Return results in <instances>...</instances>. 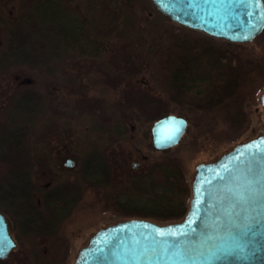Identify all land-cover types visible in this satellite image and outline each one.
I'll list each match as a JSON object with an SVG mask.
<instances>
[{
  "label": "trees",
  "instance_id": "trees-1",
  "mask_svg": "<svg viewBox=\"0 0 264 264\" xmlns=\"http://www.w3.org/2000/svg\"><path fill=\"white\" fill-rule=\"evenodd\" d=\"M101 1L0 0V77L18 71L35 72L37 77L13 88H0V160L7 164L0 179V211L9 219L17 242L14 251L23 254L25 264H68L63 230L88 189L99 190V203L105 210L165 223L182 219L191 198L178 146L157 156H143L138 170L127 166L120 147L135 145L134 122L145 126L148 117L134 98L128 99V105L114 101L107 115L110 125L94 121L85 129L82 147L74 148L85 154L79 168L57 165L53 149L44 142L53 173L48 178L51 185H43L48 176L36 166L41 156L28 151L30 134L52 109L62 112L67 105L73 117L82 115L80 102L73 96L77 91L71 90L69 101L52 88L65 81L54 74L64 59L80 57L85 65L82 70L104 71L115 89L126 78L136 81L152 66L154 82L169 98L149 102L151 107L160 103L162 108L149 121L148 132L153 122L175 111L189 121L183 140L194 133L200 137L204 131L218 140L244 133L250 124L246 105L255 103L264 91V64L247 55L245 44L180 26L151 0H121L116 36L101 35L94 16ZM87 58L88 62L83 61ZM136 64L140 68L133 72ZM219 122L227 130L217 131ZM194 144L193 138L189 140L190 146ZM149 146L156 150L151 141ZM97 147L110 148L111 155L100 154ZM42 244L46 250L38 252Z\"/></svg>",
  "mask_w": 264,
  "mask_h": 264
},
{
  "label": "water",
  "instance_id": "water-1",
  "mask_svg": "<svg viewBox=\"0 0 264 264\" xmlns=\"http://www.w3.org/2000/svg\"><path fill=\"white\" fill-rule=\"evenodd\" d=\"M151 1L176 24L215 39L244 44L264 32V0ZM259 101L264 109V92ZM188 126L183 116L164 115L151 127L153 147L178 146ZM15 248L0 211V261ZM73 264H264V127L257 137L196 166L182 219L126 218L101 227Z\"/></svg>",
  "mask_w": 264,
  "mask_h": 264
},
{
  "label": "rangeland",
  "instance_id": "rangeland-1",
  "mask_svg": "<svg viewBox=\"0 0 264 264\" xmlns=\"http://www.w3.org/2000/svg\"><path fill=\"white\" fill-rule=\"evenodd\" d=\"M120 1L121 0H102L96 9L94 16L97 19L96 21L99 25L98 29L101 35L111 32L108 35L109 37L110 35L112 38L116 36L120 26V20L116 18ZM114 40L117 41L115 38ZM245 47L249 57L259 59L264 64V32L254 41L245 43ZM83 61L88 62V58ZM83 63L84 62L80 61V57H68L64 59L61 68L58 72H54V74H57L59 78L61 77L62 81L65 77V81L62 82L60 80V83L62 82L61 84L55 81V85L52 86L58 93L61 92L60 96L64 100L70 99L69 101H71V90L77 91L73 96L80 102L79 109L82 114L80 118L73 119V112L67 105L66 106L69 108V113L67 114L69 116L68 120L63 111L62 113L60 110H56V108L54 110L52 109L50 114L46 115L44 120L36 127L35 132L30 134L27 142L30 154L41 156V161L38 162L36 166L44 172V177L48 176L43 179V185L49 182L48 178H50L53 173L51 166L47 164L48 159L44 155L46 149L44 147V142L47 143L51 149H55L53 152V161L57 165H63L66 158L75 160L83 159L84 153L78 154L72 149L78 143V137L79 139L82 138L85 129H87L90 124L94 123L96 117L110 114L111 110L107 107L109 101L116 100L121 104L128 105L130 104L129 100L134 98L133 101L137 100L136 105H138L139 109L144 110L146 115H148L146 119L147 124L145 126H140V124L137 123L138 121L134 120L136 125L135 145L123 143L122 147H120L124 149L128 157L129 164H127V166L132 168L135 163L143 165V156L153 157L160 154V152L151 149L149 146L151 133L148 132V128L149 121L154 119L155 114L162 108V105L158 107L159 103L151 107L149 102L152 101V99L157 100L161 97L168 99L169 97L161 92L154 82L152 78L154 71L153 67L150 66L142 75L139 74L140 76L136 81H132L131 79L128 80V78L120 81V86L115 89L114 85L112 86L113 82L110 83L109 78L108 81L106 80V75H99L98 69L94 71L82 70V68L85 67ZM133 67H135L133 69L134 72L136 69L140 68V65L136 64ZM34 73L31 74L28 71H18V73H12L6 78L0 77V88H3L4 85L13 88L24 80L36 81L37 77ZM93 79L96 80L94 83H92ZM51 80L54 81V79ZM260 94L257 95L255 103H247L246 105L250 124L244 133L232 137L231 140H218L217 138H213L208 131H204L200 137L197 133H194V135L187 136L186 139L182 140L178 146L180 150L177 156L183 161L185 176L190 184L194 179L196 166L199 163L214 161L224 153L230 151L237 144L253 139L263 132L264 109L259 101ZM99 99H101V101ZM1 101L0 99V105L2 104ZM174 112L175 111L171 114L178 115L177 112ZM74 113L77 114L78 112L74 110ZM217 125V131L227 130L226 124L219 122ZM66 134L70 135L71 141L65 138ZM222 134L223 133H221V135ZM192 138L195 144L190 146L189 140ZM6 171L7 164L4 160H0V179ZM121 182L125 183L124 175L121 176ZM76 192L79 193L78 191ZM99 201V190L91 188L88 189L85 194H81L79 201L76 203V209L72 214V218L67 222L63 230L68 243L66 263L73 264L78 250L88 243L89 238L99 228L126 219L108 209L105 210ZM46 247V244L39 245L37 251L39 252V249H41V251L46 250ZM22 257V253L20 254L18 251H14L4 264H25V261L23 263L21 260Z\"/></svg>",
  "mask_w": 264,
  "mask_h": 264
},
{
  "label": "flooded vegetation",
  "instance_id": "flooded-vegetation-1",
  "mask_svg": "<svg viewBox=\"0 0 264 264\" xmlns=\"http://www.w3.org/2000/svg\"><path fill=\"white\" fill-rule=\"evenodd\" d=\"M105 72L104 71H99V75H103ZM112 86H113V84H112ZM111 86V87H112ZM100 101H101V99H99ZM115 101V100H114ZM114 101H109V103L107 104V107L108 108H111V107H113V105H114ZM63 112H64V114H66L65 115V117L67 116V120L69 119V116L67 115L68 113H69V108L67 107V106H64V108H63ZM73 117V116H72ZM71 117V118H72ZM79 119L80 118V116L79 117H73V119ZM186 118V117H185ZM188 119V118H187ZM99 122V124L100 125H107V124H111L112 122V120H111V117L110 116H99V117H96L95 118V122ZM189 122V121H188ZM113 137V136H112ZM66 139H69L70 141L72 140L71 139V137H70V135L69 134H66V137H65ZM81 138V137H80ZM69 140H68V142H69ZM78 143L76 144V146L74 147V148H78L77 146H80V143H81V139H79V137H78ZM105 143H102V146L103 147H105ZM74 148L72 149L74 152H76V153H78L79 154V150H77V151H75L74 150ZM97 150L100 152V154H104V155H106V156H109V155H111V150H110V148H106V149H104V150H102L100 147H97ZM53 151H55V149L53 148ZM158 152H161V151H158ZM69 159H71V160H73V162H74V164H72V165H70L69 163H68V160ZM127 160H128V157H127ZM62 166H64V167H66L67 169H75V168H79L80 167V165H79V160H75V159H72V158H66L65 159V162L63 163V165ZM142 167V164H140V163H135L134 165H133V169L134 170H138V169H140ZM46 185H48V186H50L51 185V181H49L48 183H46ZM8 221H9V219H8ZM9 226H10V222H9ZM11 227V226H10ZM10 231H11V228H10ZM12 234V233H11ZM12 237H13V235H12ZM14 238V237H13ZM15 240V239H14ZM15 242H16V240H15ZM16 247H17V242H16ZM16 249V248H15ZM14 249V250H15Z\"/></svg>",
  "mask_w": 264,
  "mask_h": 264
}]
</instances>
